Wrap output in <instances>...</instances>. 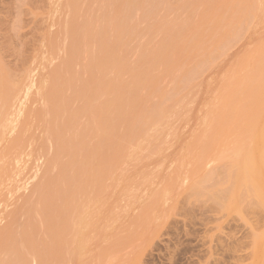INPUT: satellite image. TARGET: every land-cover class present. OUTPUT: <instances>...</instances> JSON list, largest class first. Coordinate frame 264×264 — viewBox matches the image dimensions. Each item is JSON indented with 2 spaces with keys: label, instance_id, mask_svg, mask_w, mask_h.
Listing matches in <instances>:
<instances>
[{
  "label": "rangeland",
  "instance_id": "374dc122",
  "mask_svg": "<svg viewBox=\"0 0 264 264\" xmlns=\"http://www.w3.org/2000/svg\"><path fill=\"white\" fill-rule=\"evenodd\" d=\"M262 111L264 0H0V264H264Z\"/></svg>",
  "mask_w": 264,
  "mask_h": 264
},
{
  "label": "bare ground",
  "instance_id": "6f19581e",
  "mask_svg": "<svg viewBox=\"0 0 264 264\" xmlns=\"http://www.w3.org/2000/svg\"><path fill=\"white\" fill-rule=\"evenodd\" d=\"M135 1V0H134ZM138 2V1H137ZM135 3V2H134ZM72 5L71 3H68V5ZM138 4V3H137ZM136 5V4H135ZM139 6H140V4H139ZM64 8V7H63ZM66 8H70V7H67L66 6ZM73 8V7H72ZM64 10H66V9H64ZM69 10H71V9H69ZM69 10H68V12H69ZM65 12V11H64ZM66 12H67V10H66ZM67 12V16L69 17V15L68 14H71L70 12L68 13ZM72 12V11H71ZM62 13H63V11H62ZM62 16H64V15H62ZM62 16H61V18H62ZM66 15L64 16V17H66V18H64V19H69L68 17H67ZM71 16V15H70ZM73 16V15H72ZM63 19V18H62ZM61 19V20H62ZM72 19H73V17H72ZM71 20V19H70ZM63 21H65V20H63ZM67 22V21H66ZM71 21H69L68 23H70ZM73 23V22H72ZM71 23V24H72ZM75 23V22H74ZM70 24V25H71ZM72 29L70 30L69 29V31H71V32H73V34H75V36L77 37V35L78 34H80V32H79V30H78V28L79 27H77L75 24H72ZM80 31H82L81 29H80ZM84 31H82L81 32V34L83 33ZM86 32H84V34H85ZM83 35V34H82ZM87 35H89L88 34V32H87ZM86 35V36H87ZM80 36V35H79ZM81 37V36H80ZM79 37V38H80ZM74 38V37H73ZM77 39V38H76ZM75 40V39H74ZM117 42V41H116ZM115 42V43H116ZM73 43H74V41H73ZM119 44V43H118ZM117 45V44H116ZM169 48V47H168ZM164 49V48H163ZM166 50V49H165ZM168 51H169V49H168ZM115 60H116V62H117V59L115 58ZM114 60V61H115ZM115 62V64H116V66L118 65L117 63ZM113 63V62H112ZM115 66V67H116ZM134 69H136V68H134ZM49 95H51V96H54L55 94H56V90L54 89V88H51V89H49ZM124 100V99H123ZM123 100H121L120 101V103L123 101ZM126 100V99H125ZM124 100V101H125ZM128 100V99H127ZM124 101H123V103H124ZM128 102V101H127ZM127 102H125V103H127ZM130 103V102H129ZM259 103H263V102H259ZM131 104V103H130ZM133 104V103H132ZM132 104H131V106H132ZM53 105L54 106H58L57 105V103L55 102V101H53ZM123 105V104H122ZM62 106H63V104H62ZM65 106V105H64ZM59 107V106H58ZM119 107V106H118ZM133 107V106H132ZM134 107H135V105H134ZM133 107V108H134ZM121 108V107H120ZM125 109L126 108H128L127 106L126 107H124ZM125 109H124V111H125ZM122 110V109H121ZM128 110H131V109H129L128 108ZM129 111H127V113H128ZM131 112H133L132 110H131ZM130 112V113H131ZM261 112V111H260ZM259 112V113H260ZM263 112V111H262ZM119 113H120V111H119ZM129 113V114H130ZM134 113V112H133ZM103 114H104V112H103ZM260 116H261V122H262V120H264V112L263 113H260L259 114ZM258 115V116H259ZM256 116H257V114H256ZM259 116V117H260ZM105 119V118H104ZM144 120H146V119H144ZM105 121V120H104ZM260 121V120H259ZM142 123V122H141ZM263 123H264V121H263ZM262 123V125H263V127H264V124ZM143 125L141 126V124H140V126H139V128H138V131L137 132H141L142 130H143V128L145 127V126H147V122H144V123H142ZM259 124V123H258ZM256 125V124H255ZM261 124H259V126H260ZM143 127V128H142ZM141 129V130H140ZM260 130H258L257 129V131L255 130V134H256V136H252V143H253V145H252V148L249 150V152H248V154L245 156V157H243L242 159H240L239 161H238V167H237V171H231V173H226V174H223L222 176H223V178H221V176L219 177V178H221V180H218V182H213L212 183V180L208 183H205V184H203L202 186L200 185V184H202V182L204 181V182H206V180H205V178H203L201 181L202 182H200L199 183V185L204 189V188H208V189H206V190H210V189H212V188H214V186H217L216 184H219V181H222V182H220V185H222L223 183H224V185L226 186V185H228V186H224L225 188H229V190L227 189V191L226 192H228V191H230V186H231V188L233 189V190H239L238 192L240 193L241 191L242 192H244L245 193V196H246V198H244L245 196H243V200H241V194H239V193H237L236 194V191H232L231 192V194L228 192V194H230L231 195V197H233V198H231L230 197V199L232 200V201H230V203L232 202L233 204V206L235 205V206H241L239 203H240V200L243 202V201H245L246 202V200L245 199H247V196H248V198L250 197V196H255V197H258V195L260 194V191H259V188H258V186H257V184H258V182H259V180H264V172L263 173H260V171H258L259 169H262V168H264V128H262V126H260V128H259ZM262 129H263V131H262ZM145 131V130H144ZM261 131V132H260ZM258 132V133H257ZM260 132V133H259ZM36 134V133H35ZM34 134V135H35ZM254 134V135H255ZM127 138H128V136H127ZM132 139V138H131ZM117 148V147H116ZM228 174V175H227ZM225 175H227L226 176V178H224L225 177ZM248 178H251V180H252V182L248 185L247 183H246V180L248 179ZM206 179H208L207 177H206ZM226 179H228V181H226V183L227 184H225V181H223V180H226ZM216 181V180H215ZM212 183V184H211ZM222 183V184H221ZM206 184H208V185H206ZM206 185V186H205ZM210 185L212 186V188L210 187ZM219 185V187H221ZM201 187H199L200 189H201ZM210 187V188H209ZM216 188V187H215ZM222 188H223V186H222ZM240 188H243V189H245V190H241L240 191ZM224 189V188H223ZM231 189V190H232ZM202 190V189H201ZM200 190V191H201ZM219 190H221V189H219ZM200 191H198V192H200ZM204 192H205V190H204ZM241 192V193H242ZM214 193V192H213ZM223 193V192H222ZM243 193V194H244ZM247 193V194H246ZM226 194V193H225ZM228 194H226V196L228 195ZM232 195H234V196H232ZM236 195V196H235ZM253 196H252V198H253ZM220 197V196H219ZM219 197H217V198H219ZM223 197H224V195H223ZM223 198H220V200H222ZM247 200H249V199H247ZM254 200V199H253ZM255 201V200H254ZM244 202V203H245ZM247 202H249V201H247ZM256 202H257V200H256ZM261 202V204L263 205V203H264V201H260ZM259 202V203H260ZM241 204H243V203H241ZM261 204H260V206H261ZM248 205V204H247ZM259 205V204H258Z\"/></svg>",
  "mask_w": 264,
  "mask_h": 264
}]
</instances>
